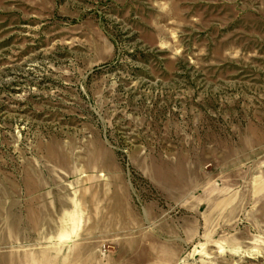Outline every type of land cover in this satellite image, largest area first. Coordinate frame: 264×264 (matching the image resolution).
Segmentation results:
<instances>
[{"label":"rangeland","instance_id":"1","mask_svg":"<svg viewBox=\"0 0 264 264\" xmlns=\"http://www.w3.org/2000/svg\"><path fill=\"white\" fill-rule=\"evenodd\" d=\"M0 264H264V0H0Z\"/></svg>","mask_w":264,"mask_h":264}]
</instances>
